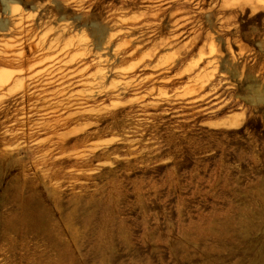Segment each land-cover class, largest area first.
<instances>
[{
  "label": "rangeland",
  "instance_id": "rangeland-1",
  "mask_svg": "<svg viewBox=\"0 0 264 264\" xmlns=\"http://www.w3.org/2000/svg\"><path fill=\"white\" fill-rule=\"evenodd\" d=\"M0 20V264H259L264 0H0Z\"/></svg>",
  "mask_w": 264,
  "mask_h": 264
},
{
  "label": "bare ground",
  "instance_id": "bare-ground-1",
  "mask_svg": "<svg viewBox=\"0 0 264 264\" xmlns=\"http://www.w3.org/2000/svg\"><path fill=\"white\" fill-rule=\"evenodd\" d=\"M145 1V0H144ZM4 3V13L7 15V14H10V5H9V3H11V2H8V1H4L3 2ZM133 4V3H132ZM136 4V3H135ZM132 8H134V7H132ZM130 10V9H129ZM171 10V9H170ZM161 11V10H160ZM159 14V13H158ZM154 17H157V14L154 16ZM154 19V18H153ZM156 19V18H155ZM134 20V19H133ZM117 21V20H116ZM7 21H4V20H0V31H5L6 29H8L7 28V23H6ZM118 22V21H117ZM10 24V23H9ZM159 26H161V25H159ZM163 27V26H162ZM160 29V28H159ZM105 30L106 29H103V28H101V27H98V26H94V28H93V34L96 36V37H98V38H100V37H102V36H104V34L106 33L105 32ZM162 30V29H161ZM161 32V31H160ZM108 35V34H107ZM102 38H104V37H102ZM158 44V43H157ZM166 46V44L165 43H163V44H161V45H158L157 46V48L159 49V48H162V47H165ZM124 60V59H123ZM206 76H207V73H206V69H201V70H199L197 73H196V75L194 76V78H193V81L197 84V82H198V84H203L204 83V81H205V78H206ZM96 81V80H95ZM8 82H10V79L9 78H4V77H1L0 76V88H3L6 84H8ZM99 83H100V81H98ZM95 84V83H94ZM123 91V90H122ZM124 93H122V92H119L118 93V96H120V95H123ZM259 264H264V253L263 254H261L260 255V257H259Z\"/></svg>",
  "mask_w": 264,
  "mask_h": 264
}]
</instances>
